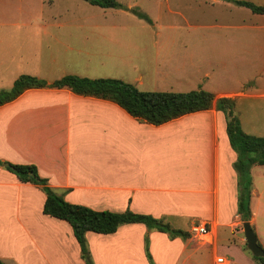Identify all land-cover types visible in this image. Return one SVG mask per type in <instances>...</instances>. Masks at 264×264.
Instances as JSON below:
<instances>
[{"label": "crops", "instance_id": "1", "mask_svg": "<svg viewBox=\"0 0 264 264\" xmlns=\"http://www.w3.org/2000/svg\"><path fill=\"white\" fill-rule=\"evenodd\" d=\"M246 1L264 6V0ZM199 3L211 8L218 5L228 12L212 22L195 24L214 28V44L202 38L190 45V52L196 49L201 53L213 45L220 66L255 71L244 79L233 78L234 83L226 75V84L206 85L209 75L203 70L194 80V89L212 93L214 100L232 98L234 107L238 98L264 99V13L251 12L230 0ZM235 9L244 16L236 22L230 18ZM168 12L177 13L170 8ZM182 17L188 21L184 14ZM70 23L55 28L38 23L9 29L12 42L0 47V84L9 85L0 88H9L20 74L46 82L66 74L102 77L112 54L122 67L127 61L126 52L136 47L122 42L121 37L118 42L117 35L123 29L99 27L90 19L79 22L72 18ZM200 53H195L199 59L208 56L201 53L200 58ZM235 159L223 114L213 103L209 109L160 125L138 121L111 101L77 95L64 88L26 89L0 105V160L33 164L38 175L65 201L93 210L128 209L149 214L170 226L173 222L175 228L178 222L188 223L184 229L188 232L191 220L205 223L208 229V243L194 241L191 235L170 239L166 233L148 230L140 223L122 224L108 234L86 231L94 264H150L144 252L145 237L153 264H197L203 246L211 248V264L217 256L225 258L224 264H258L242 250L243 235L236 229L241 221L236 214ZM253 166L251 226L257 214L254 208L264 200L253 183ZM44 198L38 185L18 181L0 165L3 264H85L70 226L42 213ZM218 228H227L231 234L225 239L224 255L215 254ZM253 231L259 243L264 232L256 231V227Z\"/></svg>", "mask_w": 264, "mask_h": 264}, {"label": "rangeland", "instance_id": "2", "mask_svg": "<svg viewBox=\"0 0 264 264\" xmlns=\"http://www.w3.org/2000/svg\"><path fill=\"white\" fill-rule=\"evenodd\" d=\"M116 1L122 5V8H100L83 0H0V47L12 42L9 29L16 26L34 27L39 23L55 28L54 26L61 24L71 25L72 18L79 22L90 19L93 25L99 27L110 26L123 29L119 31L121 34H116L118 42L121 37L122 42L136 46L126 52L127 61L122 63V67L118 66L116 56L112 54L110 64L101 76L117 77L133 84L141 91L181 92L194 89V80L201 76L203 70H206L209 75L206 85L208 82L226 84L225 79L228 78L226 75L231 76L232 79L238 77L244 79L255 71L254 68L249 67L220 66L218 62L216 63L214 57L216 49L213 45L201 50L202 54H208L203 59L197 58L195 53L200 52L196 49L190 52L192 49L190 45L201 42L202 38L214 44V28L203 25L195 26V24L199 23L198 21L207 23L212 22L213 18L225 17L228 11L223 7L218 5L212 8L207 7L200 4V0ZM231 6L236 8L234 5ZM131 7L144 13L150 19V23L132 13L128 9ZM168 8L177 13H169ZM198 10L204 11L203 14L198 13ZM235 10H232L230 18L236 22L244 16L241 11ZM183 14L188 21L183 19ZM112 49H114L113 45ZM54 75L49 77H54ZM200 79L202 81V78ZM177 80L182 83H177ZM8 85L0 84L1 87ZM234 112L245 133L264 137V99L238 98ZM263 170L261 166L254 167L253 183L256 191L262 193L261 196L264 198ZM260 202L259 207L254 208L257 214L254 215L255 222L252 223V228L256 227V231L264 232V200L261 199ZM253 203H255V196ZM191 221L189 226L199 223L197 220ZM170 223L175 227L173 222ZM178 224L177 228L181 229L188 226V223L184 222H178ZM236 229L242 232L241 223ZM227 231V228L217 229L216 255H224L225 239L231 235ZM190 235L194 241L207 243L210 241L208 234L198 236L190 233ZM240 235L243 234L240 233ZM243 244L244 239L240 245ZM259 244L262 248L264 247L263 234H260ZM211 259V248L203 246L197 254V264H211Z\"/></svg>", "mask_w": 264, "mask_h": 264}, {"label": "trees", "instance_id": "3", "mask_svg": "<svg viewBox=\"0 0 264 264\" xmlns=\"http://www.w3.org/2000/svg\"><path fill=\"white\" fill-rule=\"evenodd\" d=\"M100 8H122L116 0H83ZM235 5L248 8L254 13H264V6L246 0H230ZM132 13L150 23V19L134 8H128ZM57 88L68 89L74 94L90 96L111 101L122 108L128 115L138 121L152 125H160L179 116L196 111L206 110L214 104V108L223 114L225 132L231 149L236 154L232 168L236 174V214L238 219L249 221L251 175L253 165L264 167V137L245 133L234 112V100L229 97H219L214 100L212 93L201 88L185 91H141L133 84L112 77L89 78L66 74L51 82L29 74H20L7 89H0V105L12 101L26 89ZM5 162L0 160V165ZM8 163L4 167L12 172L20 182L38 185L45 195L42 213L65 221L71 228L72 235L79 247L80 258L85 264H94L90 258L85 232L108 234L118 226L127 223L143 224L148 230L166 233L168 238L186 239L190 236L187 230L175 228L162 218L149 214L137 213L131 210L114 212L108 210H93L81 204L65 201L62 194L55 192L45 178L38 175L33 164ZM251 226V225H250ZM252 228V226H251ZM253 229V228H252ZM257 244H260L257 241ZM242 250L258 264H264V259L255 257L246 249ZM144 252L150 264L152 263L147 248V238H144ZM0 264L3 262L0 260Z\"/></svg>", "mask_w": 264, "mask_h": 264}, {"label": "water", "instance_id": "4", "mask_svg": "<svg viewBox=\"0 0 264 264\" xmlns=\"http://www.w3.org/2000/svg\"><path fill=\"white\" fill-rule=\"evenodd\" d=\"M2 166L7 167L8 163L3 162ZM241 227L246 249L250 252L251 255L264 259V249L257 244L256 236L250 226L249 221L241 222Z\"/></svg>", "mask_w": 264, "mask_h": 264}, {"label": "built area", "instance_id": "5", "mask_svg": "<svg viewBox=\"0 0 264 264\" xmlns=\"http://www.w3.org/2000/svg\"><path fill=\"white\" fill-rule=\"evenodd\" d=\"M207 227L205 223H198L196 225H192L189 229L190 233H193L194 235L202 236L204 234H207ZM212 264H224V258L221 256H217L213 259Z\"/></svg>", "mask_w": 264, "mask_h": 264}]
</instances>
